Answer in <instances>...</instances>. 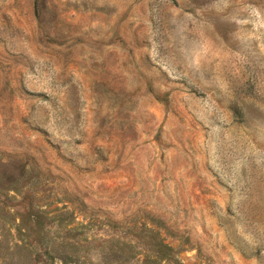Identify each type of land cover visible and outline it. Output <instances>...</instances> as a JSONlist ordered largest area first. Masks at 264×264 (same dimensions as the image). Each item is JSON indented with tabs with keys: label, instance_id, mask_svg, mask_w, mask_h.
I'll return each mask as SVG.
<instances>
[{
	"label": "rangeland",
	"instance_id": "rangeland-1",
	"mask_svg": "<svg viewBox=\"0 0 264 264\" xmlns=\"http://www.w3.org/2000/svg\"><path fill=\"white\" fill-rule=\"evenodd\" d=\"M0 264H264V0H0Z\"/></svg>",
	"mask_w": 264,
	"mask_h": 264
}]
</instances>
